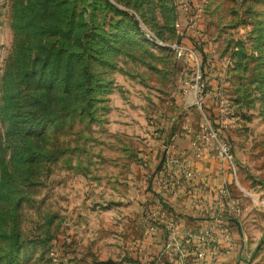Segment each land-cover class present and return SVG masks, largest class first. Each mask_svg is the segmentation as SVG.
I'll return each mask as SVG.
<instances>
[{"label": "rangeland", "instance_id": "rangeland-1", "mask_svg": "<svg viewBox=\"0 0 264 264\" xmlns=\"http://www.w3.org/2000/svg\"><path fill=\"white\" fill-rule=\"evenodd\" d=\"M82 26L107 35L91 40L98 48L87 64L108 90L95 89L91 117L72 108L63 122L46 121L32 67L58 41L52 30L68 28L70 44ZM126 80L169 103L187 97L175 129L190 131L196 151L226 172L212 198L219 217L244 232L243 260L264 264V0H0V264H128L123 251L91 244L107 223L72 182L87 180L80 173L98 147L80 129ZM69 90L52 103L71 102ZM220 140L231 162L219 159Z\"/></svg>", "mask_w": 264, "mask_h": 264}, {"label": "crops", "instance_id": "crops-1", "mask_svg": "<svg viewBox=\"0 0 264 264\" xmlns=\"http://www.w3.org/2000/svg\"><path fill=\"white\" fill-rule=\"evenodd\" d=\"M119 82L107 93L108 107L99 120L79 128L98 147L88 155L87 168L80 170L87 180L72 181L73 187L86 205L94 202L95 221L107 223L103 232L96 229L91 244L109 253L123 251L128 264H141L130 254L153 256L152 264H247L240 245L244 232L228 224L230 237L224 235L222 210L219 217L218 199L212 200L226 172L196 151L190 131L175 129L187 97L169 103L168 97L157 96L140 82ZM169 158L171 166L166 165ZM177 160L188 161L192 174L173 167ZM210 224L212 234L199 255L195 229ZM131 237L140 239L129 247Z\"/></svg>", "mask_w": 264, "mask_h": 264}, {"label": "trees", "instance_id": "trees-1", "mask_svg": "<svg viewBox=\"0 0 264 264\" xmlns=\"http://www.w3.org/2000/svg\"><path fill=\"white\" fill-rule=\"evenodd\" d=\"M136 23V22H135ZM59 32L58 41L50 42L44 46V56L38 65L32 67L31 73H36L35 83L41 88L39 96L40 116L49 122H63L69 111L76 108L78 114H84L91 117L93 115V100L97 98L95 89L98 92L107 91L108 87L103 84V80L97 77L93 70L88 66L87 61L95 57L97 46H93L92 39L107 36L104 31L86 30L83 26L78 28L74 34V43L69 44V40L64 38L69 36V29H55L51 32ZM87 40L84 43L82 40ZM53 79L60 81V89L54 91ZM70 88L75 90V97L70 102L66 99L54 105L51 96L56 94L59 97L69 99ZM51 94L49 97H43V91ZM100 90V91H99ZM61 95V96H60ZM35 116V115H34ZM40 116L39 119L40 120ZM233 219V217H229ZM225 223L231 225L234 222L225 220ZM129 258L141 264H152L154 257L142 259L139 254H130Z\"/></svg>", "mask_w": 264, "mask_h": 264}, {"label": "built area", "instance_id": "built-area-1", "mask_svg": "<svg viewBox=\"0 0 264 264\" xmlns=\"http://www.w3.org/2000/svg\"><path fill=\"white\" fill-rule=\"evenodd\" d=\"M217 155H218L219 159H221V161H223V162L224 161H228V162L232 161L231 145L228 143V141H226V140H220L219 141L218 146H217ZM170 160H171V158H169L166 161V165H169ZM181 164L183 165L184 168H186L187 174L191 175L192 171H191V169H189V166L187 165V163H181ZM213 228H214V225L210 224V225L202 228L201 230H199L198 232L195 233V238L198 241L196 244L198 246L197 254L203 255L204 251L201 249V245L207 240V238H209L211 236ZM221 228H222V231L224 232V235L230 237L229 228L227 226H222Z\"/></svg>", "mask_w": 264, "mask_h": 264}, {"label": "water", "instance_id": "water-1", "mask_svg": "<svg viewBox=\"0 0 264 264\" xmlns=\"http://www.w3.org/2000/svg\"><path fill=\"white\" fill-rule=\"evenodd\" d=\"M134 21L136 22V19Z\"/></svg>", "mask_w": 264, "mask_h": 264}]
</instances>
